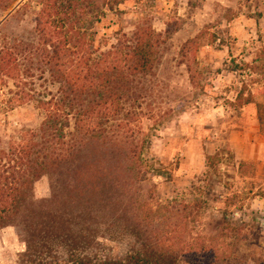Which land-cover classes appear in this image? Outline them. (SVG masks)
<instances>
[{
    "label": "rangeland",
    "instance_id": "1",
    "mask_svg": "<svg viewBox=\"0 0 264 264\" xmlns=\"http://www.w3.org/2000/svg\"><path fill=\"white\" fill-rule=\"evenodd\" d=\"M41 10L39 0L0 1V59L5 52L15 59L0 70V169L22 148L51 153L48 140L72 161L62 175L33 180L20 215L0 228V264L20 263L27 229L36 226L27 215L43 210L55 190L62 194L68 174L86 194L67 200L69 215L108 202L105 216L118 232L108 236L95 224V248L104 254L124 255L143 229L179 228L207 246L189 258L264 264V0H121L100 19L85 14L84 55L134 46L138 32L151 30L155 67L133 77L123 70L130 82L122 111L105 120L103 135H76L71 113L61 139L42 130L48 112L41 102L61 99L67 85L44 58L51 46L39 31ZM240 96L253 102L240 106ZM127 113L135 116L131 130L118 127Z\"/></svg>",
    "mask_w": 264,
    "mask_h": 264
},
{
    "label": "trees",
    "instance_id": "2",
    "mask_svg": "<svg viewBox=\"0 0 264 264\" xmlns=\"http://www.w3.org/2000/svg\"><path fill=\"white\" fill-rule=\"evenodd\" d=\"M0 1L10 5L17 0ZM39 2L42 5L39 31L45 35L44 41L51 46L44 58L52 74L58 76L59 80H64L67 85L66 92L61 89V99L41 102V107L48 112L42 130H54L53 137L61 139L64 129L70 127L69 116L73 113L76 135L88 136L96 130L103 135L105 120L118 116L122 111L123 93L129 86L130 77L147 75L154 69L156 34L151 30L138 32L134 46L125 48L121 43L115 50L103 53L96 59L91 54L84 55L86 33L81 32L82 19L87 13H95L96 18L100 19L105 14V7L113 9L121 0ZM14 61L12 54L5 52V57L0 59V70L9 71V66ZM123 70L130 77L123 75ZM245 101L241 96L238 98L240 106L253 102V99ZM256 105L262 107L260 103ZM127 116L129 122L119 124L118 127L130 129V120H134L135 116L133 113H127ZM48 142L45 149L52 151L51 153L41 154V150L30 146L22 148L17 157L7 156V169H0V228L20 215L32 189L33 180L45 172L62 175L64 170L70 171L64 166L72 158L56 155L53 151L55 143L52 145L50 140ZM142 147H147V141ZM135 160L139 165L142 164L140 155L135 154ZM69 176L72 175L65 176L61 183L60 188L64 190L62 194L55 190L53 199L43 206V210L32 211L27 215V218L34 219L36 226L27 229L30 239L19 264H217L201 261L200 258H189V254L199 255L208 249L203 237L197 236V239H202L198 246V242L194 241L196 238H187L179 228L143 229L135 234L138 244L130 246L121 256L98 251L95 247L99 235L95 224L106 226L108 236L118 232L111 228L114 221H109L108 216H105L108 202L101 201V206L96 211L92 210V206H82L83 210L77 209L75 212L79 214L77 217L69 215L67 200L74 203L79 201L78 196H86L78 188V184H70ZM92 186L96 191V187ZM57 204L58 208H52L51 205ZM98 212H101L99 218ZM100 218L107 220L98 222L97 219ZM107 226L111 227L108 229ZM62 251L67 254L66 259L60 254Z\"/></svg>",
    "mask_w": 264,
    "mask_h": 264
}]
</instances>
